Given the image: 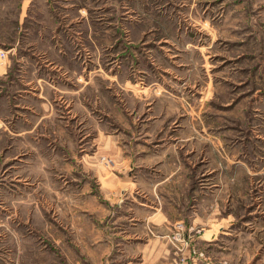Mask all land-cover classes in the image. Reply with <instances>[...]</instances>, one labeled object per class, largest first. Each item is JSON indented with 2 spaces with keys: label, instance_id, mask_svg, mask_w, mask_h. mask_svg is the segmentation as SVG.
<instances>
[{
  "label": "rangeland",
  "instance_id": "rangeland-1",
  "mask_svg": "<svg viewBox=\"0 0 264 264\" xmlns=\"http://www.w3.org/2000/svg\"><path fill=\"white\" fill-rule=\"evenodd\" d=\"M99 244L264 264V0H0V264Z\"/></svg>",
  "mask_w": 264,
  "mask_h": 264
},
{
  "label": "crops",
  "instance_id": "crops-1",
  "mask_svg": "<svg viewBox=\"0 0 264 264\" xmlns=\"http://www.w3.org/2000/svg\"><path fill=\"white\" fill-rule=\"evenodd\" d=\"M100 208H102V207H100ZM157 211H158V209H157ZM212 230L213 229H210L209 232L212 231ZM105 241H106V239L104 237H101V239L98 242L102 243V242H105ZM98 251H99V253H97L96 249H95V252L91 253L92 254L91 260L93 261L94 264L100 263L99 258L101 259V257L105 256V254H106L105 251H102V244H99V250ZM96 256H98V258H96Z\"/></svg>",
  "mask_w": 264,
  "mask_h": 264
}]
</instances>
